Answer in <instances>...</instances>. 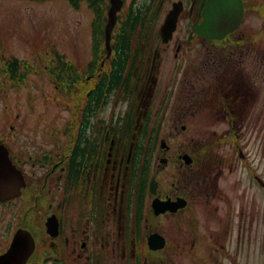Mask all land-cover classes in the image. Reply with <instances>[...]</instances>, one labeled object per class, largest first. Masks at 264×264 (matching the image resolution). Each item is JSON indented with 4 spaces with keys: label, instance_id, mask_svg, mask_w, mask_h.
<instances>
[{
    "label": "flooded vegetation",
    "instance_id": "1",
    "mask_svg": "<svg viewBox=\"0 0 264 264\" xmlns=\"http://www.w3.org/2000/svg\"><path fill=\"white\" fill-rule=\"evenodd\" d=\"M207 2L122 0L111 51L94 29L81 66L53 42L31 60L0 51L1 77L29 86L41 70L54 89L39 90L63 98L65 110L61 122L33 107V130L17 135L12 125L0 136L20 190L0 201V258L228 264L233 246L241 254L243 192L233 213L220 187L225 164L211 154L218 133L200 137L199 126L227 123L231 143L242 139L243 20L223 39L201 37ZM98 8L108 17L111 0ZM172 15L175 31L165 40Z\"/></svg>",
    "mask_w": 264,
    "mask_h": 264
},
{
    "label": "rangeland",
    "instance_id": "2",
    "mask_svg": "<svg viewBox=\"0 0 264 264\" xmlns=\"http://www.w3.org/2000/svg\"><path fill=\"white\" fill-rule=\"evenodd\" d=\"M78 3L75 0H0V51L4 58L31 60L39 53L36 47H40L42 42L41 46L44 47L50 45L48 42H53L58 51L66 50L65 53L81 66L90 54L88 48L96 39L93 32L98 26V15L86 5L85 0ZM262 13L264 0H247L243 19V129L239 131L242 139L237 145L231 143L233 141L226 135L230 131L227 123L210 127L208 123L202 124L201 120L199 126L200 137H210L214 130L218 133L215 139L217 143L211 147L215 146L214 151H210L213 156L221 157L225 164L220 187L225 195L229 194L233 213L235 204H238V212L240 210L239 199L237 201L235 197L239 198L243 192V251L235 255L237 252L233 246L228 264H264V189L258 183V179L264 181ZM107 23L106 16L104 30ZM241 34L238 33L236 38ZM53 79L45 77L40 70L29 86L16 84V87L13 82L0 76V136L8 133L12 125L18 127L17 135L25 136L29 130H33V122L37 121L33 107H39L36 108L38 111L42 106L46 107L53 111L54 116L57 113L61 122L64 121L63 98L55 99L54 95L46 96L39 90L54 89L51 86ZM27 122L32 124L27 125ZM239 150L243 158H240ZM225 208L228 210V205ZM240 217L239 213L237 219ZM236 224L238 226V221Z\"/></svg>",
    "mask_w": 264,
    "mask_h": 264
},
{
    "label": "water",
    "instance_id": "3",
    "mask_svg": "<svg viewBox=\"0 0 264 264\" xmlns=\"http://www.w3.org/2000/svg\"><path fill=\"white\" fill-rule=\"evenodd\" d=\"M122 6V0H111L108 24L106 27V49L111 51V37L117 23V14ZM245 16L244 5L241 0H208L203 12V21L198 25L199 36L206 39H223L235 32L241 25ZM177 16L172 15L167 19L162 29L165 40L175 31ZM16 178L14 168L10 165L5 148L0 145V201L5 197L17 196L20 193L18 185L12 187V181ZM8 182V187L6 183ZM261 185L264 183L259 180ZM5 183V184H4ZM17 190V193L15 191ZM15 193V194H14ZM19 257L12 252L6 257L0 258V264H13Z\"/></svg>",
    "mask_w": 264,
    "mask_h": 264
},
{
    "label": "trees",
    "instance_id": "4",
    "mask_svg": "<svg viewBox=\"0 0 264 264\" xmlns=\"http://www.w3.org/2000/svg\"><path fill=\"white\" fill-rule=\"evenodd\" d=\"M39 2L41 1H48V0H37ZM77 1V5H79V1L80 0H75ZM98 1L99 0H90L91 4L93 7H95L96 10V13L98 15V18L96 20V22L98 23V26H97V29H95V34H96V37L99 36V34L102 35V37L105 35V32H104V27H105V21H106V16H105V13L104 12H101L98 8ZM97 5V6H96ZM100 11V12H99ZM17 61V60H16Z\"/></svg>",
    "mask_w": 264,
    "mask_h": 264
}]
</instances>
